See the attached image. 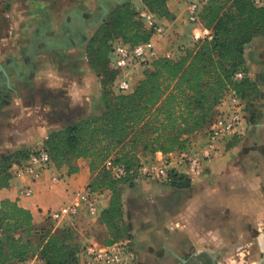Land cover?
Returning a JSON list of instances; mask_svg holds the SVG:
<instances>
[{
  "label": "trees",
  "instance_id": "1",
  "mask_svg": "<svg viewBox=\"0 0 264 264\" xmlns=\"http://www.w3.org/2000/svg\"><path fill=\"white\" fill-rule=\"evenodd\" d=\"M169 0H142L160 18L171 19ZM203 27L211 32L181 51L177 59L160 57L143 72V79L127 94H116L117 73L110 67L112 44L122 39L136 46L152 35L138 18L131 2L116 6L95 31L86 46L88 63L102 76L106 102L100 114H92L49 133L43 142L53 163L76 173L75 162H89L88 186L93 192L109 191L107 208L99 224L107 230V245L131 240L123 208L124 187L138 179L141 155L187 150L190 138L205 131L216 119L217 107L232 91L246 108L260 97V88L248 76L246 47L264 35V5L253 0H209L200 11ZM242 71L245 78L236 81ZM253 118V117H252ZM32 152L19 150L0 160V189L8 188L14 165L26 162ZM121 167L125 174L114 175ZM171 188H189L191 181L175 170L169 172ZM50 219V218H49ZM46 219L34 224L32 213L17 202L0 205V264H16L38 258L43 264H79L80 247L70 227L54 229Z\"/></svg>",
  "mask_w": 264,
  "mask_h": 264
},
{
  "label": "crops",
  "instance_id": "2",
  "mask_svg": "<svg viewBox=\"0 0 264 264\" xmlns=\"http://www.w3.org/2000/svg\"><path fill=\"white\" fill-rule=\"evenodd\" d=\"M192 1L196 0L167 2L172 18L161 19L167 28L164 35L167 40L168 32L172 34L171 29L178 27L183 17L188 21L186 7ZM129 2L136 10L139 9L135 6L137 3L140 7L144 6L142 0ZM94 5L96 6L93 9L86 10L94 13L98 0H95ZM187 27L193 33L199 32L192 24ZM162 38L156 37L154 40L160 52L165 47ZM260 43L261 39H258L246 49L245 59L250 71L255 68ZM67 51L70 53L68 56L65 55ZM67 51H64L63 62L68 64L71 72H78V77L83 80L82 85L70 93L74 99L81 102L79 107H83V100L92 102L102 94L101 79L95 75L88 62L86 63L87 57L80 53L81 49ZM47 75L51 78H59L54 71H49ZM122 75L129 78L132 83L134 80L141 81L144 76L141 68L126 70ZM262 92H264L263 89ZM96 107L91 106L88 110L84 108L85 113L82 114L89 116L92 110L95 111L94 114H100L101 111ZM50 128L51 125L48 124L31 130L30 148L35 142L43 143L51 132ZM237 140L241 141L226 150L227 144ZM205 141V131L197 132L189 140L190 148H199ZM23 149H29V146H17L12 148L11 152ZM174 157L176 153L169 155L158 153L154 159L168 161ZM75 166L78 171L70 173L68 166L58 167L53 163L50 171L34 185L35 194L30 199H19V189L24 182L12 179L8 188L0 189V205L5 200L17 202L20 207L32 213L34 224L41 226L50 211L72 203L75 193L85 190L91 184L92 174L89 162L79 159L75 162ZM175 166L172 165L171 168L174 169ZM54 176L60 177L62 181L53 184L51 179ZM110 198L109 191L100 194L98 205L100 213L107 208ZM122 200L125 222L134 242L138 264H179L180 262L184 264L187 261L185 257L188 255L204 256L205 254H214L223 261L237 248L227 236L242 223L245 219L243 217L252 218V221L257 223L264 217V108L260 109L253 125L249 126L244 121L240 132L234 138L221 142L219 156L207 164L204 173L192 181L189 188H171L167 184L158 185L152 183V180L138 178L133 186L124 187ZM150 207H153V210L148 214L144 209L149 211ZM99 215L92 216L82 207L77 216L63 221V227L71 224L82 233L85 228L84 222L97 224ZM211 233H215L220 241L212 242ZM158 247L160 257L154 251ZM148 259H150L149 262ZM38 262L41 263L40 260Z\"/></svg>",
  "mask_w": 264,
  "mask_h": 264
},
{
  "label": "rangeland",
  "instance_id": "3",
  "mask_svg": "<svg viewBox=\"0 0 264 264\" xmlns=\"http://www.w3.org/2000/svg\"><path fill=\"white\" fill-rule=\"evenodd\" d=\"M94 2L95 0H0V65H3L9 72L10 83L13 89L10 97L5 98L4 102H0V160L4 154L11 153V149L17 146L28 145L29 149L23 150L29 152H31L30 150L37 151L41 147H44L43 143L35 142L30 148L31 130L39 129V127L48 124L51 125V132L58 130L86 117L87 114L82 113L85 109H90L91 106H97L96 109L102 112L106 102L110 100L105 97L102 86V94L98 96L97 100L92 102L83 100V107H79L81 102L78 99H74L70 92H73L76 87L81 86L83 80L78 77V72H71L68 64L63 62V51L58 52L50 49L55 41L63 40L60 36V30L66 14L73 9H93L96 6ZM135 6L141 8L139 3ZM187 26H190V24L183 17L180 25L171 29L172 34L168 32V40L163 36L162 43L165 47L162 52L158 51L159 57H165L168 53H171V58L177 59L183 49L193 46L194 42L198 40L195 36H200V33L198 31L193 33L188 30ZM258 39H261V43L258 46L255 68L253 71H250V68L247 66V76L256 82L260 88V97L253 104V108L245 109V122L249 126L255 123L260 109L264 108V92H262V89L264 90V35L257 37L252 43ZM32 40L37 45L36 49H32L30 46ZM172 40L175 41L173 42ZM80 53L87 57V63L86 48L81 49ZM65 55L68 56L70 53L67 51ZM30 56L34 57L35 75H32L28 82ZM12 62H15L19 68L20 77H18L16 68L12 65ZM49 71L57 72L59 78L49 77L47 75ZM93 72L101 79L102 85V76L95 70ZM137 83L138 81L135 82L134 80V83H132L133 89ZM3 86H6V78H0V94L2 93ZM94 112L92 110L90 115L94 114ZM240 141L237 140L236 142L227 144L226 150L237 145ZM203 145L199 148H190L189 144L187 150L190 153H197ZM154 156L156 155L142 154L141 164L155 162ZM138 178L148 180V178L144 177ZM22 181L24 182L23 185L28 182L27 179ZM152 183H157L158 185L167 184V182L156 180H152ZM19 199L25 198L19 197ZM152 208L150 207L149 211L148 209L144 210H147L146 212L149 214L153 210ZM243 218L245 219H243L242 223L238 224L234 228V232L227 236L230 242L236 244L237 248L233 254L226 256L221 261V264H257L264 259V254L258 242V238L264 234V217L258 220V223L253 222L252 218ZM46 219H49L48 216ZM49 224H52L54 229L65 228L63 227V223L59 224L51 219H49ZM83 226L85 228L82 233L71 224L67 226L74 230L75 241L80 250L91 244L107 245L106 242L109 240V236L104 226L99 223L92 224L88 222H84ZM131 241L134 248L132 237ZM211 241L218 242L220 239L216 238L215 233H211ZM221 241L225 240L221 239ZM254 246H257V252L253 251ZM154 251L160 257V252H158L159 247ZM149 261L150 259H148ZM138 263L139 261L136 257L134 264Z\"/></svg>",
  "mask_w": 264,
  "mask_h": 264
},
{
  "label": "built area",
  "instance_id": "4",
  "mask_svg": "<svg viewBox=\"0 0 264 264\" xmlns=\"http://www.w3.org/2000/svg\"><path fill=\"white\" fill-rule=\"evenodd\" d=\"M209 0H196L189 2L186 7L187 18L190 24L203 33L195 36L212 39L211 32L203 27L200 21L201 8ZM257 6H263L264 0H253ZM138 18L143 23L152 37L148 42L136 46L126 44L122 39H117L112 44L110 54V67L117 73L113 83V91L116 94H127L133 90L132 81L122 73L129 69L141 68L143 72L151 64L159 59L158 50L154 42L156 37H163L166 34V25L162 18L143 6L137 10ZM166 58H171L168 53ZM245 74L239 71L235 74L236 81H242ZM219 111L215 121L205 130L206 141L197 153H190L188 150L176 152V157L170 160L157 159L155 162L140 164L138 177L151 180L169 182V172L177 171L187 177L191 182L199 178L205 171L208 163L217 158L220 154V144L225 139L237 135L245 121L246 103L236 93L230 91L221 100ZM217 107V108H218ZM53 161L48 151L41 148L31 154L29 159L21 165H14L11 169L12 179L25 180L27 183L19 189V197L30 199L34 196V185L52 168ZM176 165L175 168H171ZM116 177L123 176L125 171L121 167L113 169ZM53 184H58L62 179L54 176L51 179ZM101 193L93 192L89 188L75 193L72 203L62 208L50 211L48 218L56 223H63L66 218L75 217L80 209H84L92 216L99 215V196ZM136 258L135 250L131 240H125L108 246L91 244L82 248L78 254L79 264H134ZM38 258H29L16 264H38Z\"/></svg>",
  "mask_w": 264,
  "mask_h": 264
},
{
  "label": "water",
  "instance_id": "5",
  "mask_svg": "<svg viewBox=\"0 0 264 264\" xmlns=\"http://www.w3.org/2000/svg\"><path fill=\"white\" fill-rule=\"evenodd\" d=\"M130 0H98V6L94 13L90 10L73 9L66 14L64 22L61 25L60 36L63 38L61 41H55L53 46L50 47L52 51H67L76 49H85L89 40L92 37V33L97 31L100 25L107 18L109 13L116 6L128 3ZM32 49H36L37 45L32 40L30 42ZM15 66L18 77H20L19 68L16 66L15 62H12ZM6 70L5 67H0V72ZM35 75L34 68V57L30 56V77ZM6 86L8 89H12L10 85V77L7 75ZM264 234L258 238L259 242L263 241ZM262 239V240H261ZM257 264H264V259H262Z\"/></svg>",
  "mask_w": 264,
  "mask_h": 264
},
{
  "label": "flooded vegetation",
  "instance_id": "6",
  "mask_svg": "<svg viewBox=\"0 0 264 264\" xmlns=\"http://www.w3.org/2000/svg\"><path fill=\"white\" fill-rule=\"evenodd\" d=\"M80 49L81 48H79L77 50L79 51ZM1 66L3 67V65H0V67ZM5 70H6V68H5ZM6 73L7 74L5 75V71H1L0 72V78L1 79L6 78L7 75L10 77V74H9V72L7 70H6ZM29 80H30V74H29L28 82H29ZM6 81H7V78H6ZM10 85H11V83H10ZM12 91H13V89H8L7 86H3L2 87V93L0 94L1 95L0 96L1 97L0 102H2V101L4 102L5 98H9L10 97V93H12ZM258 242H259V240H258ZM259 245H260L262 253L264 254V239H263V241L259 242ZM253 251L257 252V248L253 247ZM186 260L187 261L184 264H221V261H220L219 257L214 255V254H211V255L205 254L204 256H202V255L201 256H197L196 255V256H192L190 258H186ZM181 264H183V263H181Z\"/></svg>",
  "mask_w": 264,
  "mask_h": 264
},
{
  "label": "bare ground",
  "instance_id": "7",
  "mask_svg": "<svg viewBox=\"0 0 264 264\" xmlns=\"http://www.w3.org/2000/svg\"><path fill=\"white\" fill-rule=\"evenodd\" d=\"M257 247V246H254V248Z\"/></svg>",
  "mask_w": 264,
  "mask_h": 264
}]
</instances>
